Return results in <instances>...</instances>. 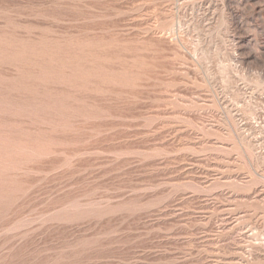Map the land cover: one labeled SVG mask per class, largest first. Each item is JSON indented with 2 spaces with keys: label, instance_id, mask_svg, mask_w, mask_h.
I'll return each mask as SVG.
<instances>
[{
  "label": "rangeland",
  "instance_id": "1",
  "mask_svg": "<svg viewBox=\"0 0 264 264\" xmlns=\"http://www.w3.org/2000/svg\"><path fill=\"white\" fill-rule=\"evenodd\" d=\"M0 264H264V0H0Z\"/></svg>",
  "mask_w": 264,
  "mask_h": 264
}]
</instances>
